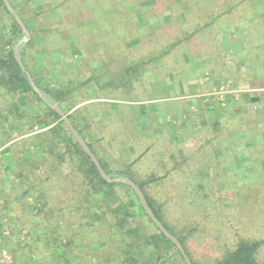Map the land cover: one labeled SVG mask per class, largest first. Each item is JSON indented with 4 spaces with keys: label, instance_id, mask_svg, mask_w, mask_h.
<instances>
[{
    "label": "rangeland",
    "instance_id": "374dc122",
    "mask_svg": "<svg viewBox=\"0 0 264 264\" xmlns=\"http://www.w3.org/2000/svg\"><path fill=\"white\" fill-rule=\"evenodd\" d=\"M17 1L43 37L37 45L49 52L43 55L37 45L26 49L33 80L49 92L66 94L70 90V96L57 102L69 109L67 115L89 107L90 111L83 114L88 117V138L111 169L117 171L128 162L138 161L134 170L127 171V177L138 184L145 173L157 170L163 174L158 162L165 155L161 149L165 147L180 162L182 155L177 150L183 141L179 142L178 137H183L189 123L195 125L191 129L196 128L193 132L198 135L193 136L196 142L191 145L200 144L197 152L201 157L195 169L159 184H147L145 190L169 226L184 238L197 264H213L241 239H264V72L259 70V76L251 77V65L244 64L249 61L250 55L244 51L248 45L240 40L243 52L236 53L233 44L235 38L244 35L239 25L233 26L234 22L247 19V10L227 21L223 19L225 25L205 28L191 39L199 30L201 3L176 0L180 9L174 11L170 4L165 5L167 0H123L125 8L108 7L101 17L126 11L134 15L135 31L127 38L121 34L120 25L105 23L101 32L95 31V40L102 41L98 42L90 33L97 19L84 9H95L96 0ZM214 1L215 7L224 3L232 7L239 2ZM251 3L255 7L264 2ZM8 24L0 9V27ZM46 27L51 31L45 34ZM178 36L189 39L170 51ZM3 48L0 40V54ZM166 50L170 52L164 55ZM252 54L260 52L256 48ZM256 59L257 55L252 59L253 68ZM192 84H199V88L191 91ZM217 101L222 106H217ZM102 102L112 106L105 112L99 105ZM11 106V96L0 85V264H61L68 251L78 258L77 264H99L91 258L94 252L109 249L100 236L107 238L113 231L112 236L120 239V229L111 231L110 224L118 222L117 215L104 216L107 208L100 206L104 200L100 195L85 196L83 209H72L84 175L76 169L81 167L76 154L61 155L68 151V128L58 130L67 132L61 136L58 133L60 139L52 135L54 152L37 151L33 146L36 134L59 121L41 126L48 111L47 105L37 100L24 108L22 117L11 112ZM159 110L161 115L154 119L152 115ZM106 114L116 118L109 120ZM160 120L167 128H160ZM90 121L97 125H90ZM20 122L24 123L23 129L17 127ZM214 122L224 125L226 136L213 141L218 148L209 158L205 139L199 138L215 134L209 126ZM171 128L177 140H170ZM160 131L163 139L156 135ZM18 136L25 138L11 144ZM103 136L106 141H99ZM142 152L147 153L137 158ZM182 168H177L178 172ZM27 189L31 193L25 196ZM6 202L10 204L8 210L4 208ZM110 202L112 210L133 213L127 229L140 228L143 233L154 230L130 191L116 189ZM96 212L100 213L99 222ZM92 222L97 223L89 229ZM136 256L143 261L151 258L148 250L136 251ZM175 261L182 264L178 256Z\"/></svg>",
    "mask_w": 264,
    "mask_h": 264
},
{
    "label": "trees",
    "instance_id": "16d2710c",
    "mask_svg": "<svg viewBox=\"0 0 264 264\" xmlns=\"http://www.w3.org/2000/svg\"><path fill=\"white\" fill-rule=\"evenodd\" d=\"M195 4L199 5L200 3L203 5L201 12V16L199 17V30L197 32H194L189 38H193V36L200 34L202 30H204L207 27H215L217 25H225L224 22L228 19H231L233 16L236 15V13L244 14V10H247L246 13H248L247 19L243 18L240 23L237 24V22H234L233 26L239 25L243 29V36L241 38L239 37V40H241L245 45H248L247 51L250 56H255V54H252L254 49H258L260 52V55H262L263 63H264V3L259 6L252 7L251 2L254 0H239L234 6L230 7L229 4L224 3V6H216V3L214 0H195ZM11 4L15 8V10L18 12L20 17L23 19L24 23L26 24L27 28L30 31L31 34V40L26 44L20 47V54L22 56L23 62L26 65L27 69L31 73L32 77L34 73L32 72V67L29 65V62L26 58V49H30L35 47L38 43H40L43 39V37L39 36V30L36 29V27L33 25L32 21H29L24 13L25 11L24 6L18 5L17 0H10ZM97 4L95 9H87L84 8L86 12H90L94 15V18L97 19L96 24L93 26V28H90L91 36L94 37V41L102 42L100 38L95 40V31L101 32L102 31V25L105 23H108L109 25H120L118 26L119 29H122L123 36H131V33L135 31V20L133 14H129L126 11H120L117 14H111L108 13V16H104L105 18L101 17L104 13L103 10H107L108 7H115L116 5L119 6V8H125L123 5V0H96ZM207 2V3H205ZM264 2V0H263ZM171 5V9L176 11L177 8H179V5L176 0H167L165 5ZM260 7V8H259ZM199 8V7H198ZM197 8V10H198ZM0 9L1 12H3L4 15L7 16L9 20V26L7 27H0V40L4 46V53L0 54V85L1 87L5 88L7 95H10L12 98V109L11 112H16L18 115H21L24 111V108H29L31 105L35 103V100H37L39 103L45 106L43 104L40 97L37 95V93L32 89L30 86L28 79L26 75L22 72L20 66L18 65L15 56H14V47L17 44L18 40H20L23 36L22 29L15 20V18L10 14V12L7 10L6 6L4 5L3 1L0 0ZM180 9V8H179ZM177 9V11L179 10ZM207 9V10H206ZM200 10V9H199ZM209 15H211V18H209ZM214 16V17H213ZM35 17V16H34ZM132 18V19H130ZM225 19V21L223 20ZM80 24H83V22H80ZM134 27V29H133ZM47 32H50L51 30L49 28H44ZM41 38V41L39 42L38 39ZM116 38V37H115ZM130 38V37H129ZM185 36H178L177 39H175V42H172L170 46V51L175 46H179L187 39ZM191 38V39H192ZM197 38V37H194ZM193 38V39H194ZM192 43V42H191ZM41 44V43H40ZM96 45V44H95ZM94 45V46H95ZM39 46V50L41 51L43 55H46L48 50L43 45H37ZM36 46V47H37ZM116 46V45H115ZM125 47V46H124ZM246 48V47H245ZM102 50V48H101ZM249 50V51H248ZM169 51V52H170ZM168 50H166L163 54L166 55V53H169ZM49 53V52H48ZM51 53V52H50ZM254 58V57H252ZM143 65V62L139 64L140 70L141 66ZM254 65V64H253ZM136 66L135 68H137ZM256 69H264L262 67L261 62H258L255 64ZM34 68V67H33ZM35 69V68H34ZM132 69L129 70V72ZM37 86L41 88L49 97L56 100L57 102L60 101L61 98H64V96L69 95L70 96V90L67 91L66 94H59L60 92H49L48 90L44 89L38 81H36ZM258 99H255L254 101H257ZM20 101V102H19ZM217 106L221 105V101L216 102ZM101 107L104 108L106 112V108L109 106H112L108 102H102L99 104ZM60 107L65 111V113H68L69 109H65L61 103ZM45 108L48 111V114H46V119L41 120V126L47 127L50 124H53L55 122H58V124L51 129L42 132L41 134L38 133L35 136L36 142L33 144L34 148L37 151L40 150H46L50 152H54V143L52 141V135H55L58 139H60L61 134H64L63 132L58 131L59 129H63V127L67 126L65 125L64 121L61 120L60 116L52 109L45 106ZM108 110V109H107ZM89 107L82 108V110L78 109L74 111L72 114H69L68 117L75 126V128L79 131V133L83 136L89 147L92 149L93 153L96 155V157L99 159L102 167L106 171L107 174H111L113 172L118 173L119 175L127 176V171L134 170L135 164L138 162L132 161L128 162L125 168L123 166L117 171L113 168L111 169L110 165L105 161V159L101 156L99 151L96 149L94 144L89 140L87 128L89 124L85 123V119L88 120L87 115L83 116V114L88 113ZM85 112V113H84ZM108 112V111H107ZM120 112V111H119ZM2 114L0 113V116ZM113 114L107 115L105 117H109L110 119L116 118L115 116H112ZM83 116V117H82ZM119 116V114H118ZM20 117V118H21ZM104 120V118H103ZM90 125H97V123H93L90 121ZM215 123V124H214ZM211 126L214 129L215 134H211V136L202 135L199 138L202 140V138L205 139V148H207V157L211 158V155H214V149L218 148L213 141L222 139V137L226 136L224 131V125L218 124L214 122ZM58 133H60V136H58ZM95 135V134H94ZM244 134L243 137H245ZM66 140L68 141L69 145L66 147L68 151H64L61 155H67L65 153L70 152L73 154H76L78 158L81 160V167L79 169V166L76 168L78 171H80L84 175V183L81 186V189L77 192H75L74 197L76 198V205H74V208L77 210H82L83 206V200L84 198L90 196V195H100L103 196L104 200H101L100 206L106 207L107 211H104V216L108 214V218L110 217V214L112 216L117 215L116 218H118V222H111L112 229H120V239H116V237H113V231L112 235H109L107 238H104V236H100L104 244L109 248L107 251L102 252H94L96 255L94 257H91L93 259H97L96 261L99 264H168L170 260H172V264H176L175 258L178 256L180 258V261L182 264H186L184 258L182 257L181 253L179 251H176V246L164 236V234L161 232V230L156 226V224L150 219V217L145 213L144 209L142 208L140 201L138 199V196L136 193L127 185L121 184V183H108L106 182L100 175L97 167L92 162V160L89 158V156L85 153V151L80 147L78 142L72 137L70 134V131L68 129V136H65ZM103 136V138L99 141L105 142L106 137ZM239 137V136H238ZM240 138V137H239ZM61 139H63L61 137ZM65 140V139H64ZM196 140V139H194ZM193 142V141H192ZM192 144V143H191ZM191 144L184 143L181 147V149L177 150V153L182 155V158L179 162H177L175 155L170 154L167 152L165 147L161 149V151H165V155H162L159 159V166H161V171H164L163 174H159V171L154 170L153 173H145L143 180L139 179L141 184H138L140 188L143 190L148 203L150 207L153 209L155 215L159 218V220L164 224V226L167 228L169 232H171L174 236H176L183 247L185 248L187 254L191 258L193 264H197L195 262L188 251V247L186 246V242L183 237H181L169 224L165 221L164 215L162 214V211L157 208V206L152 201V198L148 196L147 191L145 190V185L152 184V183H162L164 181H168L170 177H177L180 173H186L188 171V174L194 170L195 166L194 164L201 161V157L199 156V153L197 152L198 146H194ZM172 145V144H171ZM190 147H194L195 150H189ZM147 153V152H146ZM146 153L142 152L137 158H143ZM171 153H174L173 149ZM205 158V157H204ZM208 160V158H205ZM115 165V164H114ZM197 165V164H196ZM166 166L170 167L166 169ZM185 167L182 168L180 172H178L177 168L179 167ZM128 167V168H127ZM134 167V168H133ZM135 175V174H134ZM199 175H202L201 171ZM114 176V175H113ZM203 177V176H202ZM151 187L150 189H152ZM116 189H126L130 191L137 199L139 203V207L141 211L143 212V215L146 217V219L149 222V225L154 228L150 229L149 232L143 233L140 228H126V225L128 223V218L133 217V213L129 212V210H112V205L110 200L116 196ZM31 193V189H27L25 191V196L29 195ZM86 196V197H85ZM36 203L39 201L35 199ZM80 204V205H78ZM9 203H5V210L9 209ZM124 207H126L125 202L123 203ZM35 208V207H34ZM65 210V208H62L61 211ZM97 211V210H96ZM100 213L96 212L95 216L98 217L97 221H100ZM94 223L92 222L89 224L88 228L93 229ZM152 232V233H151ZM41 241V240H40ZM118 244V248H115V244ZM113 246V247H112ZM121 247V248H119ZM165 247H169V250L166 251ZM144 250H148L150 253V257L148 259H145V261L140 260L138 256H136V251L139 253H142ZM111 252L110 253H108ZM14 253V251H12ZM93 253V255H94ZM107 253V254H105ZM106 256L107 259L104 260L103 256ZM65 258L61 262V264H77L78 258L71 253V251L66 252L64 255ZM18 259L15 258V262ZM16 264V263H15ZM213 264H264V239H254V238H244L238 241V243L234 246L232 250L227 251L222 257L218 258Z\"/></svg>",
    "mask_w": 264,
    "mask_h": 264
},
{
    "label": "water",
    "instance_id": "95a60500",
    "mask_svg": "<svg viewBox=\"0 0 264 264\" xmlns=\"http://www.w3.org/2000/svg\"><path fill=\"white\" fill-rule=\"evenodd\" d=\"M4 5L6 6L7 10L10 12V14L15 18L17 23L22 29V38L18 40L17 44L14 47V56L15 59L20 66L22 72L26 75L28 82L32 89L37 93V95L40 97V99L52 110H54L60 118L64 121L65 125L69 129L72 137L78 142L80 147L85 151V153L89 156V158L92 160V162L97 167L101 177L108 183H121L124 185L129 186L138 196V199L140 201V204L142 208L144 209L145 213L150 217V219L156 224V226L161 230V232L164 234L166 238H168L175 246L176 251H179L182 255V257L185 260L186 264H193L191 258L187 254L185 248L179 241V239L174 236L171 232L167 230V228L164 226V224L159 220V218L155 215L153 209L150 207L148 200L143 192V190L140 188V186L135 183L131 178L123 175H111L107 174L104 168L102 167L99 159L96 157V155L93 153L92 149L89 147L83 136L79 133V131L75 128L71 120L69 119L68 115L64 112V110L60 107V105L57 103L56 100L49 97L44 91H42L35 81L33 80L30 72L26 68L22 56L20 54V47L27 44L31 40V34L29 29L27 28L26 24L24 23L23 19L20 17L18 12L15 10L13 5L11 4L10 0H2Z\"/></svg>",
    "mask_w": 264,
    "mask_h": 264
},
{
    "label": "crops",
    "instance_id": "0c3cea01",
    "mask_svg": "<svg viewBox=\"0 0 264 264\" xmlns=\"http://www.w3.org/2000/svg\"><path fill=\"white\" fill-rule=\"evenodd\" d=\"M233 44H234V46L236 47V49H235V50H236V53H238V52H240V51L243 50L242 42H241L238 38H235V39H234V43H233ZM242 52H243V51H242ZM255 55H257V59H256L257 62H261L262 67L264 68V63H263V61H262V60H263L262 55H260V54H255ZM252 57H254V56H249V61L247 60V63H244V64H245V65L247 64V65H249V66L251 65V67H252L251 70L253 71L254 74H249V75H250L251 77L254 78V76H256V75L259 76V69L253 68V66H252V65H253V64H252V59H253V58H252ZM247 65H246V66H247ZM249 66H248V67H249ZM241 71H242V70H241ZM243 71H245V70H243ZM261 71L264 72V69H261ZM239 73H240V72H239ZM185 77L187 78L188 76H185ZM185 77H184V78H185ZM189 77H190V76H189ZM189 77H188V78H189ZM198 77H201V76H198ZM198 77H196V78H198ZM246 81H247V80H246ZM190 87H192V88H191V89H192L191 91H193V89L199 88V84H197L196 87H194L193 84H192ZM167 107H168V106L165 105V108H166V109H168ZM160 113H161V111L159 110V113H156V115H152V117L155 119V118H157L158 116L161 115ZM194 116H195V115H194ZM196 116H197V115H196ZM159 118H160V117H159ZM193 118H195V117H193ZM160 121H161V120H160ZM159 123H160L159 125H161L160 128H167V125H166V126L163 125L162 121L159 122ZM194 126H195L194 124L191 125V124L189 123L188 126H186V128H188V129H186L185 127H183V128H185V129H184V133H185V134L183 135L182 138H181V137H178V138H179V142L183 141V144H184V143L191 144L192 141L196 142V140H194L193 136H194V135H198V133L195 134V132H193L194 129H196V128H192V129H191V127H194ZM17 127H18V129H19V128L23 129V128H24V123H22V122L18 123V124H17ZM200 127H201V126H199V127H197V128H200ZM18 129H17V130H18ZM17 130H15V131H17ZM170 130H171V134H172V137H171L170 140H173V139L175 138V136H174L175 134L173 133V129H172V128H171ZM156 135H157L158 137H160L161 139H163V135H162V132H161V131H160L159 133L156 132ZM27 137H28V136H27ZM234 137H236L237 140H238V138H239L238 136H234ZM24 138H25L24 136H18L17 138L11 140V144H12V143H16V142H21V140H24ZM175 139H176V138H175ZM176 140H177V139H176ZM24 142H25V141H24ZM165 142L168 143V140H166ZM9 146H10V145H9Z\"/></svg>",
    "mask_w": 264,
    "mask_h": 264
}]
</instances>
